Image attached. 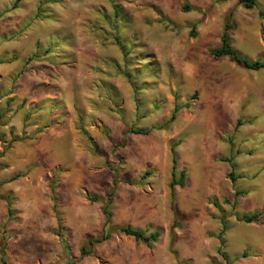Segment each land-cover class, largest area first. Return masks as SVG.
<instances>
[{"label": "rangeland", "instance_id": "obj_1", "mask_svg": "<svg viewBox=\"0 0 264 264\" xmlns=\"http://www.w3.org/2000/svg\"><path fill=\"white\" fill-rule=\"evenodd\" d=\"M260 11L0 0V264H264Z\"/></svg>", "mask_w": 264, "mask_h": 264}, {"label": "trees", "instance_id": "obj_2", "mask_svg": "<svg viewBox=\"0 0 264 264\" xmlns=\"http://www.w3.org/2000/svg\"><path fill=\"white\" fill-rule=\"evenodd\" d=\"M239 2L242 3L244 5V7L251 8V7L255 6L256 0H239ZM259 15L262 18H264V13L262 11L259 12ZM228 29H229V25L226 23L224 26L223 32L221 34V37H220L219 46L212 49L210 51V54L215 58H219L222 56H228V57L232 58L234 61H236L237 63L242 64L244 67L251 69V70H259L261 68H264V63L258 62V61H253V62L248 61V60L242 58L238 54V52L230 45L229 35L227 33ZM174 118H175V115L173 113L169 120L172 121ZM131 132L139 133V134L148 133V131H139V130L135 131L133 129H131ZM170 150H171V162H172V171H171L172 180H171L169 186H170V190H171L172 195H173L174 186L175 185H182L180 180L183 179L184 177H183V172H182L180 174L179 180L178 181L175 180V168H176L177 162H176V156H175V151H174L173 146L170 147ZM228 176L231 180H233L232 173H229ZM104 214L106 215V223H108L109 213L105 209H104ZM260 216L261 215L259 213H252L250 215H243L240 219L246 223L260 222ZM115 230H117L118 232H120L126 236L133 237L136 241H141L147 245H149L151 242L155 241L157 236H158L157 233H151L149 235H145V232L138 230V229H134L130 226L117 227V228H115ZM106 238H108V236L103 235V236H101V238L97 239L96 242H99L100 240H104Z\"/></svg>", "mask_w": 264, "mask_h": 264}]
</instances>
